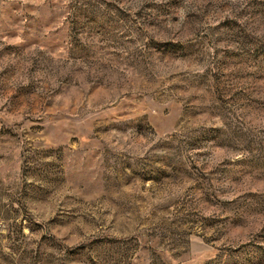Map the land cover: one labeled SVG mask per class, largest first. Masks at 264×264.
<instances>
[{"label": "rangeland", "instance_id": "obj_1", "mask_svg": "<svg viewBox=\"0 0 264 264\" xmlns=\"http://www.w3.org/2000/svg\"><path fill=\"white\" fill-rule=\"evenodd\" d=\"M0 264H264V0H0Z\"/></svg>", "mask_w": 264, "mask_h": 264}]
</instances>
